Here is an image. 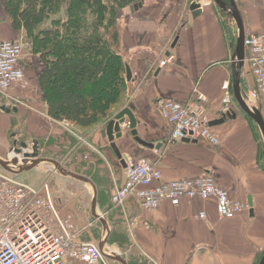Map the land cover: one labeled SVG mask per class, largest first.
<instances>
[{"label": "crops", "instance_id": "1", "mask_svg": "<svg viewBox=\"0 0 264 264\" xmlns=\"http://www.w3.org/2000/svg\"><path fill=\"white\" fill-rule=\"evenodd\" d=\"M192 1L150 0L144 1L143 6L134 12L130 8L127 12L123 10L122 20H119L118 52L130 67L132 77L120 102L115 105L114 115L132 105L138 120L139 136L154 144L155 148L135 141L128 127L115 143L128 157L152 161L166 180L192 178L211 172L217 183L234 198L247 205L250 198L252 207L248 206L244 212L224 220L218 218L214 198L183 199L178 205L164 201L160 207L150 211H144L131 198L122 209L110 206L112 194L109 196L106 188L107 207L100 214L108 216L104 218L109 227L113 225L120 237H128V242L122 245L119 238L117 247L120 245L124 251H136L141 263L258 264L264 255V156L263 135L258 124L239 107L234 97L236 117L212 126L220 135L219 145L176 142L171 140L172 127L157 105L160 98L185 103L198 89L208 98V119L216 121L221 117L225 82L233 92L232 56L239 34L237 25L216 5L202 6V13L193 18L190 11ZM234 1L243 19L245 36L263 32L264 0ZM220 13L230 18L229 34L221 24ZM23 33L12 27L4 2L0 0V40L19 39ZM176 38V45L172 46ZM163 60L166 64L160 66ZM23 62L25 78L12 89L16 96L26 101L23 105L26 107L27 137L31 141L39 140L43 155L48 154L51 158H46L57 159L58 162L60 158L71 159L70 154L78 157L84 154L89 163H93L96 154L103 156L104 149H108L113 161L106 167V186L113 193L122 184L123 174L108 138L102 134L108 121L97 124L93 131L90 130L93 127L88 128L87 136L94 137L89 142L93 150L78 149L76 137L66 132L81 131L80 128L54 120L47 114L39 87L42 69L39 56H28L24 52ZM241 86L245 91L253 87L246 61ZM253 106L261 111L264 120L261 102ZM15 113H20L19 107L17 112L7 115ZM6 126L7 130L9 124ZM1 130L0 140L5 142V146H0V156L7 157L4 155L9 151L8 141L6 132L1 133ZM93 141L98 146H92ZM158 144L161 146L157 147ZM42 164L35 168L40 170ZM202 212L206 214L204 218L200 216ZM76 234L77 240L81 241Z\"/></svg>", "mask_w": 264, "mask_h": 264}, {"label": "built area", "instance_id": "2", "mask_svg": "<svg viewBox=\"0 0 264 264\" xmlns=\"http://www.w3.org/2000/svg\"><path fill=\"white\" fill-rule=\"evenodd\" d=\"M245 47V61L250 67L253 87L247 91L242 89L243 97L250 106L257 102L264 106V31L246 36ZM23 57L21 42L0 40V95L6 98L4 101L16 105L20 101L12 97L10 91L25 78ZM165 64L164 60L160 62V66ZM223 88L220 116L234 111V93L229 83L225 82ZM207 103L208 98L198 89L185 103L157 100L162 116L172 127V141L182 142L189 138L197 143H221L220 135L210 126ZM128 126L127 121L121 125L123 130ZM15 141L9 161L19 157V165H22L24 159L16 152L20 144ZM120 167L125 170L126 181L116 187L111 201L122 209L131 198L144 211L156 209L164 201L178 205L183 199L214 198L219 220L232 218L248 209L246 203L220 186L211 172L166 180L152 161L131 157H127L125 168ZM14 175L0 166V264H100L105 256L100 246L77 240V234L64 223L49 186L33 187L18 181ZM205 215V212L200 214L202 218Z\"/></svg>", "mask_w": 264, "mask_h": 264}, {"label": "trees", "instance_id": "3", "mask_svg": "<svg viewBox=\"0 0 264 264\" xmlns=\"http://www.w3.org/2000/svg\"><path fill=\"white\" fill-rule=\"evenodd\" d=\"M142 1L3 0L12 27L40 54L39 87L51 118L88 129L113 117L128 85L116 18Z\"/></svg>", "mask_w": 264, "mask_h": 264}, {"label": "rangeland", "instance_id": "4", "mask_svg": "<svg viewBox=\"0 0 264 264\" xmlns=\"http://www.w3.org/2000/svg\"><path fill=\"white\" fill-rule=\"evenodd\" d=\"M125 2H128V0H124ZM146 2H149L150 0H145ZM192 1V0H190ZM200 3L203 5V7H212L216 5L213 0H200ZM217 6V5H216ZM127 12L128 9H125ZM123 12V9L119 12L118 19L116 18V26L120 30L121 24L119 20H122L121 14ZM217 12V11H216ZM224 14H227L224 12ZM228 15V14H227ZM224 16L222 13H220L219 19L223 20L221 23L224 27V30L226 32L228 31L229 34V25H230V18L228 16ZM224 22L228 25L224 24ZM120 34V33H119ZM18 42H21L24 46V52L25 55L28 56H40V54L34 50L32 47V44L29 43L31 40L29 37H26V34L23 33L22 37L19 39H15ZM118 45L120 47V37L118 40ZM35 52H34V51ZM10 95L14 97L15 99H18L20 103H18L17 107H19L20 113H15L14 115H7L6 112L0 110V128H2L1 133L6 132V142L8 141L7 149L9 151H6L5 153L7 157H1L2 159H10L11 154L10 150L14 147L15 140L18 141V144L20 142H26L28 146L31 148L33 146V142L31 141L29 137H27V131L28 126L26 125V117L24 115L26 111V107L23 104H26V101H24L23 98L16 96L14 93V89L10 91ZM1 97V95H0ZM3 97V96H2ZM4 98V97H3ZM0 98V101L3 99ZM6 99V98H4ZM115 109V108H114ZM113 109V110H114ZM112 110V111H113ZM115 112V111H114ZM113 112V113H114ZM9 124L7 130L5 129V126ZM7 127V126H6ZM95 127L91 128L90 130H95ZM81 131H67L66 134L70 135L71 137H76L77 147L78 149L85 148L89 150H93L90 147V141L93 140L94 137L90 138L87 136V132L90 131L89 129H82ZM15 134V138H11V136ZM42 139V138H41ZM37 140V139H36ZM38 141L39 149H42V144ZM45 142V139H43ZM92 143V142H91ZM41 144V148H40ZM92 146H98L97 142L93 141ZM0 146L4 147L5 142L0 140ZM67 150V149H66ZM88 156H90V151H88ZM68 153V152H67ZM66 153V156H68ZM40 156L41 157H49L48 154L43 155L42 150H40ZM71 159H61L60 162L64 164V168L67 170H70L72 172H76L82 175L89 176L94 180L98 187V213H104L105 208L107 207V194H106V188H108L109 196L112 194L110 191V188L107 187V168L108 162L113 161V156L109 152L108 149H104L103 156L96 154L94 156V162L89 163L88 158H85V155L73 156L72 154L69 155ZM57 160V159H56ZM75 164L80 165L81 167H76ZM43 166L40 167V170L38 168H33L31 170L23 171L18 174H15V178L27 185L33 186V187H39L41 185L47 184L50 188L52 197L60 211L61 217L64 221V223L67 225V227L73 231L78 233V237L81 241L90 242L93 244L100 245L101 242L104 241V239L107 236V230L103 227V224L100 220H96L92 216V199L94 196V189L91 185L84 183L82 181L76 180L72 177L65 176L61 174L56 167L52 163H44ZM11 167H13L11 165ZM46 169L47 171H41L42 169ZM79 168V169H78ZM111 199V198H110ZM113 205L110 203V206ZM104 217L107 219L108 216L104 214ZM129 237H131V234L127 233ZM120 238V245L124 244L127 241V236L121 235V237L118 235L116 228L112 225V228L110 227V234L107 238V242L104 245V249L107 253V255H115L120 256L127 260L128 264H146L141 263L140 259L138 257V253L136 251H125L119 247H117L118 240ZM100 264H121L118 261L112 260L108 258L107 256L102 257V260L100 261Z\"/></svg>", "mask_w": 264, "mask_h": 264}, {"label": "water", "instance_id": "5", "mask_svg": "<svg viewBox=\"0 0 264 264\" xmlns=\"http://www.w3.org/2000/svg\"><path fill=\"white\" fill-rule=\"evenodd\" d=\"M214 3L225 13H227L236 23L239 34L236 40V44H235V52L232 56V63H233V92H234V97L236 102L238 103L239 107L246 113L248 114L251 118L254 119V121L258 124L262 135H263V156H264V120L262 118L261 115V111L255 107V106H250L246 103L244 97H243V91H242V86H241V75H242V69L244 67V63H245V54H246V47H245V33H244V24H243V19L242 16L238 10V7L235 3L234 0H213ZM143 2H140L138 4H135L134 6L130 7V10L132 12L138 10L140 7L143 6ZM190 11L192 13L193 18L198 17L201 13H202V8H201V4H200V0H194L192 1L191 5H190ZM178 38L175 39L174 43L172 46L176 45ZM126 70H127V81H131V77H132V73L130 70V67L128 65H126ZM0 110L4 111L6 113H11L13 112H17L18 108L17 107H8L6 105H0ZM135 109L133 108L132 105H128L127 107L123 108L122 110H120L117 114H115L110 120H108V122H106V126L102 131V134L104 137H107L109 142H110V146L115 154V156L117 157V159L119 160L120 165L122 166V168L126 167V159H127V155L123 154L120 149L118 148L117 144L115 143L116 139H119L123 136L124 131L121 129V124L125 122V120H128L130 122L129 125V133L130 135L134 138L135 141H138L139 143L148 146L150 148H155L154 144L148 143L146 141H144L140 136H139V131H138V120L135 116ZM236 117V112H230V113H225L222 114L221 117L219 119H217L216 121H211L210 122V126H215L218 124H222L224 122H226L228 119H234ZM15 136V135H12ZM182 142H193V143H197L196 141H192L189 138H186L184 140H182ZM17 142L15 141L14 144H16ZM161 145L158 144L157 147H160ZM17 153H20L23 157L24 160H22V165H19V157H15L13 158L11 161L9 160H4L2 158H0V166L12 173V174H18L20 172L23 171H27V170H31L37 166H39V164L41 163H52L56 169L63 175L65 176H70L74 179L80 180L82 182L88 183L90 184L93 189H94V196L92 199V214L93 216L100 220L101 223L104 225V227L107 230V236L104 239L103 242L100 243V249L103 252V254L105 256H107L108 258L118 261L121 264H128L127 261L120 257V256H115V255H107L105 253V249H104V245L107 242V238L110 234V227L106 221V219L98 213L97 210V200H98V190L96 187V184L94 183V181L84 175L72 172L67 170L66 168H64L60 162H58L57 160L54 159H49V158H45V157H41L40 156V149H39V144L38 141L35 140L33 142V146L30 148L28 146V144L26 142H21L20 143V148L16 149ZM10 165H12L13 167H16L17 169H13ZM122 174H123V182L122 184H124V182L126 181V175H125V170H122ZM248 206L251 208L252 207V200L249 198L248 201ZM252 212V209H251ZM258 264H264V255L262 256V258L260 259Z\"/></svg>", "mask_w": 264, "mask_h": 264}, {"label": "flooded vegetation", "instance_id": "6", "mask_svg": "<svg viewBox=\"0 0 264 264\" xmlns=\"http://www.w3.org/2000/svg\"><path fill=\"white\" fill-rule=\"evenodd\" d=\"M0 105H6V106H8V107H11V108H13V107H17V105H16V103H14V102H7V101H4V100H1L0 101ZM18 108V107H17ZM13 112V111H12ZM11 112V113H12Z\"/></svg>", "mask_w": 264, "mask_h": 264}]
</instances>
